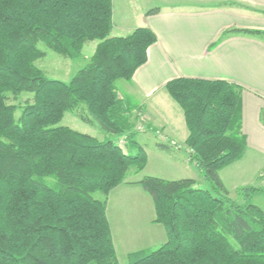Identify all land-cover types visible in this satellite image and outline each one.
<instances>
[{"label": "trees", "instance_id": "obj_1", "mask_svg": "<svg viewBox=\"0 0 264 264\" xmlns=\"http://www.w3.org/2000/svg\"><path fill=\"white\" fill-rule=\"evenodd\" d=\"M111 29L112 0H0V264H120L106 205L112 189L144 169L133 124L140 132L147 126L117 84L131 81L156 35L137 27L111 36ZM93 41L68 81L35 65L45 55L39 44L75 60ZM164 88L183 113L187 160L208 186L154 176L131 182L151 198L166 240L124 264H264V211L252 203L264 187H238L233 199L219 176L246 149L242 87L178 77ZM23 93L31 100L16 118L8 99ZM72 111L95 121L103 139L60 125Z\"/></svg>", "mask_w": 264, "mask_h": 264}, {"label": "crops", "instance_id": "obj_2", "mask_svg": "<svg viewBox=\"0 0 264 264\" xmlns=\"http://www.w3.org/2000/svg\"><path fill=\"white\" fill-rule=\"evenodd\" d=\"M153 8L158 11L147 15ZM137 27L152 30L156 42L147 48V60L136 69L131 81H119L117 90L120 98L141 108V121L147 130L137 133L135 139L147 160L141 172L127 176L121 185L142 197L145 207L133 206L130 215L121 216L126 225L129 220L132 226L127 228L130 233L126 230L116 240L117 224L107 213L110 196L121 185L109 192L106 217L114 248L160 246L166 240L163 227L153 222L151 198L139 184L131 182L145 176L191 178L197 185L203 181L187 160L183 113L164 88L171 79L223 80L242 87L246 149L243 157L220 170L219 176L230 191L223 173L235 163H247L255 177L264 175V0H112L110 35L126 36ZM247 30L259 33H245ZM238 187L242 185L233 189ZM145 215L147 221L140 227Z\"/></svg>", "mask_w": 264, "mask_h": 264}, {"label": "rangeland", "instance_id": "obj_3", "mask_svg": "<svg viewBox=\"0 0 264 264\" xmlns=\"http://www.w3.org/2000/svg\"><path fill=\"white\" fill-rule=\"evenodd\" d=\"M95 46H96V41L85 43L82 49L81 56L78 59L71 60L62 57L48 50L44 45L39 44V48L42 51H44L45 55L41 59L37 60L35 62V65L47 77L51 79L68 81L78 69L82 68L88 62L91 54L94 51ZM30 100H31V95L25 93L20 94L16 99L9 97L8 102L18 107V109L15 112L16 118L20 115V107L26 101H30ZM60 125L67 126L79 133L90 135L98 140H102L105 135V131L102 130L95 121L92 124L84 123L77 118L75 111L66 112L64 114V118L60 122ZM139 126L140 125L135 122L133 124V131L139 133L142 130L139 128ZM245 164L247 163L245 162L235 163V165H232L227 169H225L223 173L225 186L230 190L229 196L233 199L237 197L236 190L233 189L234 186L242 185V186L264 187V175L262 177L253 176L254 170L249 169V166H246ZM207 186L208 184L205 183L204 181L199 182V187L207 188ZM96 195L99 198L101 197L100 194H96ZM142 200H143L142 197L138 196L136 193H132V191L126 189L124 185H121L118 189H115V191H113V193L111 194L109 201V213H107V215L111 217L110 219H113L115 224H117V229L115 230V236H114L116 240L121 237V235L119 234H124L126 230H128V233H130V230L127 228H130V226H132L130 225L128 220L127 222L128 223L127 225L129 226L128 227L126 225V220L124 219L121 220V216L125 217L128 213H129L128 215H130L132 213L131 209L133 206L134 208L145 207L144 201ZM252 203L257 207H259L262 211H264L263 196H255L252 199ZM146 221H147V217L145 215L143 216L142 222L140 223L141 225L139 224L140 227H142L146 223ZM157 247L158 246H115V250L119 263L124 264L125 262H127L126 260H128L127 255L136 252L148 253L156 249Z\"/></svg>", "mask_w": 264, "mask_h": 264}]
</instances>
